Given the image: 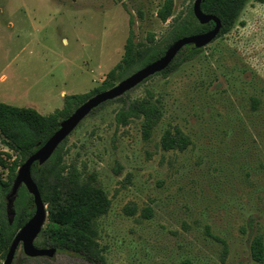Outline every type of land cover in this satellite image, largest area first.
<instances>
[{
    "label": "rangeland",
    "instance_id": "1",
    "mask_svg": "<svg viewBox=\"0 0 264 264\" xmlns=\"http://www.w3.org/2000/svg\"><path fill=\"white\" fill-rule=\"evenodd\" d=\"M163 2L0 0V103L47 117L62 111L65 97L117 85L121 73H108L128 41L133 51L160 43L194 0H174L161 23ZM218 33L166 78L156 74L120 97L154 94L161 117L150 139L143 140L140 121L115 124L122 102L114 100L64 141V166L81 182L92 177L110 201L93 223L104 264H259L248 249L252 236L264 240V0H247L230 30ZM173 128L191 142L182 152L161 148ZM33 139L5 146L0 131V199ZM212 237L227 244L223 263V247ZM22 256L18 249L13 264ZM4 258L1 251L0 264ZM28 264L98 263L56 249Z\"/></svg>",
    "mask_w": 264,
    "mask_h": 264
},
{
    "label": "trees",
    "instance_id": "2",
    "mask_svg": "<svg viewBox=\"0 0 264 264\" xmlns=\"http://www.w3.org/2000/svg\"><path fill=\"white\" fill-rule=\"evenodd\" d=\"M246 1L205 0L201 4V11L205 15L217 18L221 23L220 34H225L232 27ZM173 3L174 0H164L162 6L157 10L156 18L161 23L167 22L170 18ZM131 24L130 19L129 25ZM213 27L214 25L211 22L200 25L194 18L191 7L184 16L172 25L160 43L152 46L141 45L133 51L129 40L125 46L123 58L108 75L110 76L119 71L121 81L135 70L137 71L159 59L175 41L206 33ZM201 52L202 49H195L192 46L185 47L170 66L161 73L162 76L166 78L177 67L190 62ZM98 91L96 90L89 95L65 97L62 111H57L47 117H43L33 109H21L0 103V131L8 140L4 141L5 146H19L22 138L34 136L32 143L23 149V156L18 167L58 130L59 124L84 103L88 99L87 97H92L95 93H99ZM117 101L122 102V106L115 114V124L125 127L132 121H140L143 140L150 139L151 132L161 117L160 108L156 104L158 101L154 100V94L147 90L143 97L136 100L120 98L115 100V102ZM104 105L106 104L104 103ZM190 144L189 138L178 128L166 130L160 141L161 148L164 151L176 150L182 152ZM63 148L64 142L43 166H38L35 163L31 167V178L38 188L43 203L47 206L48 215V225L42 231L41 238L35 241V246L79 252L87 257L91 255L96 263L104 264L103 257L96 250V232L93 223L97 218L99 219L108 213L110 201L105 192L94 185L95 181L92 177L85 182H81L75 168L68 169L64 166ZM14 178L15 175L10 183L4 186L0 199V252L4 251L5 255L16 233L34 213L33 199L22 186L12 203L13 218L10 221L7 217L5 199L10 192ZM129 213L133 215V210H130ZM247 226L248 231L252 233L253 219L248 221ZM212 238L223 247L220 258L223 263L228 251L227 244L219 238ZM91 250L94 253H91ZM248 250L252 261L259 264L264 262V240L262 236H252ZM30 261L31 259L22 256V264H28ZM182 264L191 263L185 261Z\"/></svg>",
    "mask_w": 264,
    "mask_h": 264
},
{
    "label": "water",
    "instance_id": "3",
    "mask_svg": "<svg viewBox=\"0 0 264 264\" xmlns=\"http://www.w3.org/2000/svg\"><path fill=\"white\" fill-rule=\"evenodd\" d=\"M204 1L205 0H194L192 14L200 25H206L210 22L213 23V29L206 33L185 37L175 41L156 61L141 67L137 71L135 70V72L121 80L112 88L90 97L78 106L69 117L64 119L59 124L58 130L18 168L10 192L5 199L7 217L10 221L13 218L14 214L11 209L12 203L22 186L33 199L34 213L14 236L2 264H13L18 249L21 250L24 257L29 259H50L55 256V248H38L35 246V241L42 230L47 216V207L43 203L38 188L31 178L32 165L37 163L38 166H43L52 157L56 149L92 111L104 103L114 101L126 95V93L136 88L150 77L165 71L185 47L192 46L195 49H203L212 43L219 34L218 32H220L221 23L217 18L205 15L201 11V4Z\"/></svg>",
    "mask_w": 264,
    "mask_h": 264
},
{
    "label": "crops",
    "instance_id": "4",
    "mask_svg": "<svg viewBox=\"0 0 264 264\" xmlns=\"http://www.w3.org/2000/svg\"><path fill=\"white\" fill-rule=\"evenodd\" d=\"M11 106V105H10ZM15 107V106H14Z\"/></svg>",
    "mask_w": 264,
    "mask_h": 264
}]
</instances>
